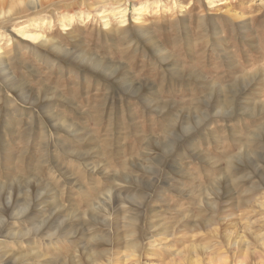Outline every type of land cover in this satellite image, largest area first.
I'll list each match as a JSON object with an SVG mask.
<instances>
[{"label":"rangeland","instance_id":"1","mask_svg":"<svg viewBox=\"0 0 264 264\" xmlns=\"http://www.w3.org/2000/svg\"><path fill=\"white\" fill-rule=\"evenodd\" d=\"M263 4L0 0V55L30 90L0 76V242L28 237L8 264H264Z\"/></svg>","mask_w":264,"mask_h":264},{"label":"bare ground","instance_id":"2","mask_svg":"<svg viewBox=\"0 0 264 264\" xmlns=\"http://www.w3.org/2000/svg\"><path fill=\"white\" fill-rule=\"evenodd\" d=\"M49 0H47V2H48ZM263 1V0H262ZM174 3V2H173ZM216 3V2H215ZM176 5H178V4H176ZM213 5V4H212ZM264 5V4H263ZM40 6H43V5H41L40 4ZM179 6H181V4H179ZM238 6H239V4H238ZM178 7V6H177ZM158 8V7H157ZM165 8V7H164ZM231 8V7H230ZM239 8V7H238ZM145 9H147V5H143V7H142V9H141V12H144V11H146ZM149 9V8H148ZM157 10V9H156ZM242 10V9H241ZM229 11V10H228ZM234 12V11H233ZM238 13V12H237ZM233 13V15H232V17L236 20V21H238V20H240L241 21V19H242V17H241V15L238 13ZM10 14V12H5V11H3L2 12V17L0 18V21L1 20H4V19H6V18H9V16H6V15H9ZM66 18H65V22L67 23H69L70 21H73V18H69V16H65ZM74 17V16H73ZM227 17V16H226ZM205 18H206V16H205ZM207 20H209V19H207ZM243 21V20H242ZM64 25V24H63ZM208 28H206V29H202L201 27H199L200 29H201V31H204L205 33H212V34H214V35H219L220 34V32H218L217 31V29H216V25L215 24H212V23H210L209 21H208ZM66 27V26H65ZM65 27H64V29H65ZM236 27H241V26H235V27H231V29H233V31H235V30H237V28ZM246 27V26H245ZM230 29V28H229ZM20 33H24V36L25 37H27L28 39H30L31 41H33V42H38L40 39H41V37H38V36H34V35H32V33H27V32H25V31H23V32H20ZM243 38H251L252 37V35H250V36H247V35H245V36H242ZM143 38H144V40H145V42L147 43V44H149L150 46H151V48H152V51L153 52H155V53H157V54H159L160 56H161V58H162V54H163V52H162V49H161V47L158 45V43H156L155 41H154V39H153V37H152V35L151 34H149V33H144L143 34ZM20 43H22V45L23 46H25V47H27V46H29V45H31V43L30 42H20ZM39 45H41V44H39ZM43 47L45 48H47V49H49V50H52V52H54V53H56L57 55H63V56H68V57H72L71 58V60L73 59V60H75L73 63H77L78 65L77 66H79V68L80 67H82L83 65H88V66H90V67H92V68H94L93 69V71H95L96 69H103L104 70V72L106 73V74H112L113 72H114V70H113V68H112V66H109V65H105L104 63H102V62H98V61H96L95 59H93L92 57H90L88 54H86V53H84V52H70V51H66V50H64L61 46H59V45H57V44H55L53 41H51V40H48V39H45V41H44V43H43ZM22 48H24V47H22ZM41 49V48H40ZM47 51V50H46ZM45 51V52H46ZM50 53V52H49ZM91 55V54H90ZM168 55V54H167ZM169 56V55H168ZM49 57V56H48ZM170 57V56H169ZM57 58V57H56ZM60 58V57H59ZM166 58H167V56H166ZM166 58L164 59V60H166ZM170 58H172V57H170ZM174 58V57H173ZM51 59V58H50ZM70 59V58H69ZM101 59V58H100ZM104 59V58H103ZM95 60V61H94ZM163 60V61H164ZM172 60V59H171ZM170 61V60H169ZM49 62V61H48ZM166 62H167V60H166ZM175 62V61H174ZM50 63V65L52 64V65H54V63H52V62H49ZM170 63H171V61H170ZM47 64V63H46ZM67 64V63H66ZM48 65V64H47ZM167 65V64H166ZM168 65H169V63H168ZM176 65V64H175ZM68 66H73V65H68ZM54 67V66H53ZM74 67V66H73ZM123 67V66H122ZM68 68V67H67ZM76 68V67H75ZM121 68V67H120ZM124 68V67H123ZM170 68H172V67H170ZM28 69V68H27ZM172 70H175V71H177L175 68H173ZM116 71H118V70H116ZM180 71V70H179ZM189 72V71H188ZM12 69H11V67H10V64L9 63H7L4 59H2V57H1V55H0V76H2V78H3V80L5 81V82H7L8 83V86L10 85L11 86V84L14 86V87H17L18 89H19V91H17V93H19L20 94V96H22V95H24L26 92H30V90H28V91H24L25 89L27 90L28 88L24 85V84H21V83H18L16 80H14V75H12ZM92 73V72H91ZM180 73V72H179ZM114 74V73H113ZM175 74V73H174ZM183 74V73H182ZM181 73H180V75H182ZM188 74V73H187ZM193 74V73H192ZM196 74V73H195ZM178 75V74H177ZM197 75V74H196ZM174 77L176 78V79H178V77H176L175 75H174ZM194 77V76H193ZM198 77H199V75H198ZM119 78V77H118ZM134 79H135V77H133ZM188 78V77H187ZM192 78V77H191ZM183 79V78H182ZM195 79V78H194ZM200 79H202V78H200ZM2 80V79H1ZM105 80V79H104ZM184 80V79H183ZM186 80V79H185ZM133 81V80H132ZM178 81H180V80H178ZM192 81V80H191ZM137 82V81H136ZM119 84H121V83H119ZM127 84V83H126ZM12 86V87H13ZM121 86V85H120ZM152 88V87H151ZM203 88V87H202ZM206 88V87H205ZM210 88V87H209ZM208 88V89H209ZM215 89V88H214ZM43 90H44V88H43ZM148 90H149V88H148ZM211 90H213V89H211ZM216 90V89H215ZM214 90V91H215ZM222 91V90H221ZM221 91H220V93H221ZM212 92V91H211ZM128 93V92H127ZM210 93V92H209ZM216 94V93H215ZM30 95H31V93H30ZM131 95V94H130ZM136 95V94H135ZM32 96V95H31ZM215 97V96H214ZM216 97H218V96H216ZM27 98V97H26ZM44 99V98H43ZM47 99V98H46ZM48 99H50V98H48ZM42 100V99H41ZM24 101H25V99H24ZM46 101H48V100H45V101H42V102H40V104L41 105H47L46 103ZM35 102V101H34ZM46 102V103H45ZM154 102V101H153ZM142 104V103H141ZM166 104V103H165ZM41 105H39L40 107H41ZM144 105V104H143ZM148 105H150V104H148ZM222 105V104H221ZM228 106L229 105V103H227V104H225V103H223V107L224 106ZM161 107H163L162 105H160ZM160 107V108H161ZM151 108V107H150ZM159 108V107H158ZM220 109V108H219ZM7 112H10V111H5V110H2L1 109V111H0V114H1V119H0V122H3V120L6 118L5 116H6V114H7ZM10 121V120H9ZM62 123L64 122V120L63 121H61ZM61 123V124H62ZM63 125V124H62ZM67 127V126H66ZM70 127V126H69ZM260 130H261V128H260ZM260 134V133H259ZM227 171H228V173L230 174V172H235V171H233L232 169H230V165H229V163H228V167H227ZM226 181H229L228 179H226ZM249 202H251V200L249 201ZM249 202H247L246 201V203H249ZM228 210V209H227ZM6 212H8V209L7 208H5V209H0V216H1V214H3V213H6ZM233 217V214L232 215H228V214H226V212H225V210H223V220H225V221H228V220H230L231 218ZM11 224L12 223H10L9 225H7L3 230H4V232L6 231L7 232V230L10 228V226H11ZM49 228V227H48ZM47 229V228H46ZM44 230V229H43ZM4 232H1V233H4ZM38 235V234H37ZM27 237V235L26 234H18V232H15V233H9L8 235H7V237L5 236V241L2 243V242H0V259L3 261V262H6L7 264L8 263H10L12 260H14V258L18 255V252H19V250H21V247L19 246L21 243L23 244L24 243V238H26ZM28 238V237H27ZM129 239L130 238H132L131 236L130 237H128ZM14 243V245L16 246V248H12L11 246H10V244H7V243ZM5 245V246H4Z\"/></svg>","mask_w":264,"mask_h":264}]
</instances>
